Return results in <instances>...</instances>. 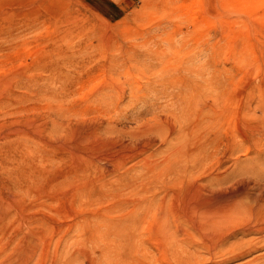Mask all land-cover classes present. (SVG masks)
<instances>
[{
	"label": "rangeland",
	"instance_id": "obj_1",
	"mask_svg": "<svg viewBox=\"0 0 264 264\" xmlns=\"http://www.w3.org/2000/svg\"><path fill=\"white\" fill-rule=\"evenodd\" d=\"M262 133L264 0H0V264H173Z\"/></svg>",
	"mask_w": 264,
	"mask_h": 264
},
{
	"label": "bare ground",
	"instance_id": "obj_2",
	"mask_svg": "<svg viewBox=\"0 0 264 264\" xmlns=\"http://www.w3.org/2000/svg\"><path fill=\"white\" fill-rule=\"evenodd\" d=\"M236 170L209 175L176 212L173 264H264V176Z\"/></svg>",
	"mask_w": 264,
	"mask_h": 264
}]
</instances>
